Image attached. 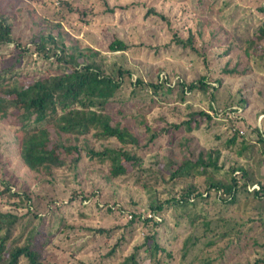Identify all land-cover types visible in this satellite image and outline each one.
Returning <instances> with one entry per match:
<instances>
[{"label": "trees", "instance_id": "16d2710c", "mask_svg": "<svg viewBox=\"0 0 264 264\" xmlns=\"http://www.w3.org/2000/svg\"><path fill=\"white\" fill-rule=\"evenodd\" d=\"M88 1L102 12H113L115 6L124 7L109 0ZM205 1L207 8L214 9L213 0ZM60 2L66 4L67 0ZM196 9L199 14L202 13V1L198 2ZM258 10L264 11V6H259ZM39 34L41 38L31 43L30 47L19 46V40L13 35V23L5 12H0V49L12 43L13 46L28 51L25 54L27 60L35 54L56 70L26 82L27 76L22 74L27 71H22L16 65L2 68L0 96H4L5 101L0 103V122L11 126L9 137L12 138V150L8 151L16 156L18 165L33 183L50 188L52 194L47 197L52 206L56 208L58 201H72L79 195L81 199H88L99 194L102 186L113 180L142 189L148 199L146 211L151 213L149 217L140 219L148 228L145 240L135 245L120 261L112 264H138V260L144 258L148 259L147 264H169L171 251L168 243L162 244L158 240L159 227L164 221L154 219L153 215H161L171 206L177 221L172 238L184 235L180 247L182 259H185L189 245L199 249L195 260L190 264H225L230 255H238L244 247H248L247 235L243 244L240 243V238L233 240L229 237L232 233L235 234V225L228 223V218L240 203V192L248 191V187L253 184L257 186L253 188V193L260 202L258 208L264 204V77L253 82V85H258L255 95L258 109L253 112L255 115H263L260 126L254 120L245 124L246 117H243L242 124L239 122L241 120L229 117L230 124L227 128L232 130H228L229 136L227 133L223 135L222 145L229 149L230 155L220 157L219 146L212 144L206 150L200 149L196 157H192L194 148L189 150L185 146V155L182 154V157L175 158L168 149L162 160H159L163 165L159 166L154 161L148 167L143 162V154L138 151L154 147L159 136L167 132L169 127L177 129L185 126L190 131L192 117L178 115V122L167 120L165 126L156 129L145 125L142 131L144 136L140 137L123 121L127 115L117 108L116 112L121 117H115L112 108L118 104L128 108V113L132 112L134 105L128 104L135 101L137 86L145 89L153 101L156 98L151 92L158 93L161 84L160 81L145 84L140 77L132 80V68L125 64V54L122 53L129 50L131 44L124 38L113 35L105 50L122 52L116 58L107 60L100 56V51L87 45L69 46V50L65 51L66 45L59 48L51 34L48 35V41L42 39L43 33ZM253 35L254 39L248 38L247 43L252 46L254 44V47L251 52L244 50L242 70L238 71V60L234 67L225 68L224 72L246 73L258 68V63L254 67L250 63L262 59L264 55V46L260 43L264 37V23ZM172 38L184 48L191 44L190 37L178 38L175 32ZM255 50H258V54ZM162 82L166 80L163 79ZM167 85L171 91L176 89L177 94L167 98L160 96L159 99L164 98L167 106L171 104L175 108L179 106L174 105L177 104L174 98L183 101L187 91L207 90L203 76L196 82L185 84L178 81L177 85ZM126 92L128 95L123 96ZM237 93L239 97L236 102L244 106L249 98L247 100V95L243 98L244 93ZM166 111L173 110L167 107ZM233 111L227 110V113ZM196 112L202 118L211 119V115L203 110ZM186 141L182 137L181 145ZM200 175L204 176V190L200 189L197 182L192 181ZM94 179L98 184H91L87 191L82 187L78 190L70 186L74 182L80 186L81 180L92 183L91 180ZM187 179L190 180L189 183L186 182ZM160 192L166 193V196L161 197ZM35 198L44 199L46 196L34 193L31 188H14L8 179H0V264H52L34 246L33 230L28 231L19 225L20 214L17 211L26 208L25 213H30ZM134 210L129 224L140 218L138 210ZM55 230L56 228L49 226L47 233L51 234ZM217 238L227 239L226 251L214 257L203 253L208 252V247ZM120 242V239L115 242L109 255L113 254ZM246 264H264V255L255 257Z\"/></svg>", "mask_w": 264, "mask_h": 264}, {"label": "rangeland", "instance_id": "374dc122", "mask_svg": "<svg viewBox=\"0 0 264 264\" xmlns=\"http://www.w3.org/2000/svg\"><path fill=\"white\" fill-rule=\"evenodd\" d=\"M109 1L124 7L115 6L113 12H102L88 0H67L66 4H62L60 0H0V12H5L13 23V35L19 40V46L30 47L31 43L41 38L39 33H43L42 39L48 41V35L51 34L59 48L66 45L65 51L70 47L87 45L100 51L103 58L111 60L122 52L105 50L113 35L122 37L131 44L129 50L122 53L125 54L123 61L132 68V80L140 77L145 84L160 81V90L156 94L150 91L156 98L151 101V96L146 94L145 89L137 86L136 99L128 104H133L134 110L128 113V108L116 104L112 108V114L121 117L116 112L120 108L127 115L123 121L140 137L144 136L142 131L145 125L156 129L165 126L167 120L178 122V115L192 117L190 131L185 126L177 129L169 127L167 132L159 136L154 147L138 151L143 154V162L148 167L154 161L159 166L163 165L159 160H162L168 149L175 158L182 157V154L185 155V146L189 150L194 148L192 157H196L200 149L206 150L212 144L219 146L220 157L230 155L229 149L222 145L223 135L227 133L229 136L228 130H232L227 128L230 124L229 117L241 120V124L243 117H246L245 124L252 123L253 120L259 124L263 116L253 112L258 109V102L255 100L258 85H253V82L264 77V55L262 59L251 61L253 67L258 63L257 69L246 73L238 71L242 70L245 62L244 50L251 52L254 47V44L252 46L247 43V39H254L253 33L264 23V11L258 10L259 6H264V0H213L214 9L207 8L205 0H199L202 1L201 14L196 11L198 0ZM174 32L178 38L190 37L191 44L185 48L177 44L175 38H172ZM260 43L264 46V37ZM255 53L258 54V50ZM25 54H28L27 50L23 51L12 43L0 49V70L16 65L22 71H27L22 74L27 76L26 82L43 76L44 73L56 72L53 65L42 61L35 54L29 60L25 58ZM238 60V71L224 72L225 68L234 67ZM202 76L207 83L206 91H187L183 101L174 98L177 101L174 105L179 108L171 104L167 106L164 98L177 94L176 89L169 90L167 83L170 86L177 85L178 81L187 84L198 81ZM163 79L166 82H162ZM237 92L244 93L243 98L245 95L247 100L249 98L244 106L236 102L239 97ZM127 95L126 92L123 96ZM160 96L164 97L163 100L159 99ZM4 101V96H0V103ZM167 107L173 111H166ZM197 110L209 113L211 119L202 118ZM227 110L233 112L227 113ZM9 127L0 122V179H8L14 188H31L34 193L46 196L44 199L35 198L30 213H25L26 208H20L17 212L20 214L19 225L28 231L33 230L34 246L50 263L112 264L120 261L135 245L145 240L148 228L140 219L149 217L151 213L146 211L148 199L142 189L113 180L102 186L99 194L88 199H81L79 195L72 201L60 200L55 208L47 197L52 194L50 188L33 183L18 165L16 156L9 152L12 150ZM182 137L187 139L183 146ZM91 181L92 183L81 180L80 186L75 182L70 186L78 190L82 187L87 191L91 184H98L95 179ZM192 181L197 182L200 189L204 190L203 175ZM186 182L189 183L190 180L187 179ZM177 185L179 186L178 183ZM256 187L253 184L248 187V191L240 192V203L228 218V223L235 225V234L232 233L229 237L233 240L240 238V243L243 244L247 235L246 245L249 246L244 247L238 255H230L225 264H246L255 257L264 255V204L258 208L260 202L253 193V188ZM165 194L159 193L161 197H165ZM134 209L138 210L140 218L129 224ZM173 210L171 206L161 215H153L154 219L164 221L159 227L158 240L162 244L168 243L171 251L169 264H190L195 260L199 249L189 245L188 253L182 259L180 247L184 235L172 238L177 223ZM49 226L56 228L51 234L47 233ZM118 239L121 244L118 243L113 254L109 255ZM227 244V239L217 238L212 245L207 246L208 252L203 253L210 257L220 255L226 251ZM141 255L144 256L142 253ZM202 257L201 255L200 259ZM147 262L148 259L145 258L138 260V264Z\"/></svg>", "mask_w": 264, "mask_h": 264}, {"label": "crops", "instance_id": "0c3cea01", "mask_svg": "<svg viewBox=\"0 0 264 264\" xmlns=\"http://www.w3.org/2000/svg\"><path fill=\"white\" fill-rule=\"evenodd\" d=\"M258 125L260 126V123Z\"/></svg>", "mask_w": 264, "mask_h": 264}]
</instances>
